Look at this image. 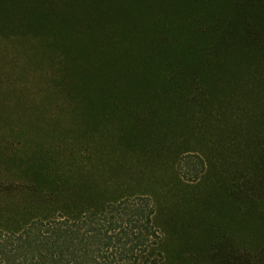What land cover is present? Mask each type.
I'll list each match as a JSON object with an SVG mask.
<instances>
[{
	"label": "rangeland",
	"instance_id": "1",
	"mask_svg": "<svg viewBox=\"0 0 264 264\" xmlns=\"http://www.w3.org/2000/svg\"><path fill=\"white\" fill-rule=\"evenodd\" d=\"M201 9L162 18L160 33L72 40L93 52L72 54L68 87L52 81L68 55L0 40V218L37 199H147L164 264H259L264 56L202 55L219 8Z\"/></svg>",
	"mask_w": 264,
	"mask_h": 264
},
{
	"label": "trees",
	"instance_id": "2",
	"mask_svg": "<svg viewBox=\"0 0 264 264\" xmlns=\"http://www.w3.org/2000/svg\"><path fill=\"white\" fill-rule=\"evenodd\" d=\"M213 5L219 14L212 18V29L199 37L201 54L219 60L264 56V0H0V40L13 41L21 46L19 52L23 46L33 56L49 47L58 56L68 55L67 69L61 57L54 63H64L67 75L60 65L61 80L52 79L68 87L77 80L72 54L93 52L72 45L87 39L84 34L160 33L162 18L175 13L177 20H191L195 11ZM82 77L88 87L95 82L89 72ZM260 168L264 177V161ZM146 200L120 199L97 207L71 199L21 204V217L0 218V264H164L157 212L143 207Z\"/></svg>",
	"mask_w": 264,
	"mask_h": 264
}]
</instances>
